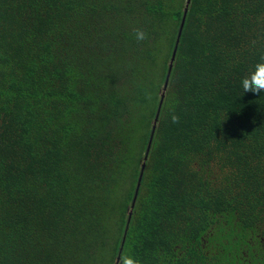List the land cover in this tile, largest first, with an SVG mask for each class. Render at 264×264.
Masks as SVG:
<instances>
[{"label":"trees","instance_id":"obj_1","mask_svg":"<svg viewBox=\"0 0 264 264\" xmlns=\"http://www.w3.org/2000/svg\"><path fill=\"white\" fill-rule=\"evenodd\" d=\"M187 2L0 0V264H264V0Z\"/></svg>","mask_w":264,"mask_h":264},{"label":"clouds","instance_id":"obj_2","mask_svg":"<svg viewBox=\"0 0 264 264\" xmlns=\"http://www.w3.org/2000/svg\"><path fill=\"white\" fill-rule=\"evenodd\" d=\"M135 39L137 41H144L147 39V33L140 28H137L134 32ZM255 42H253L254 44ZM240 87L243 95L245 93H252L254 95H260L264 93V57L257 61L240 80ZM179 116L176 114L171 115V121L173 123L179 122ZM117 264H140V261L134 256L124 253L118 260Z\"/></svg>","mask_w":264,"mask_h":264},{"label":"water","instance_id":"obj_3","mask_svg":"<svg viewBox=\"0 0 264 264\" xmlns=\"http://www.w3.org/2000/svg\"><path fill=\"white\" fill-rule=\"evenodd\" d=\"M190 2H191V0H188L187 6H189ZM187 11H188V9L185 10V13H184V16H183V19H182V22H181V26H180V29H179V32H178L176 46L174 48V52H173L171 64L168 66V70L169 71H168L167 79H166V82H165V85H164V89H163V93H162V98H161V103H160V106H159V110H158V114H157L155 126H154V129H153V132H152V136H151V139H150L148 148H147V155H148V153H149V151L151 149V145H152V141H153V135H154V131L156 129V123L158 122V117H159V113H160V110H161V107H162V104H163V101H164L165 92H166V90L168 88V85H169V81H170V77H171V73H172V70L171 69H172V65L174 64V61L176 59L177 52H178V46H179L180 39H181V36H182V32H183V29H184V25H185V22H186ZM144 167H145V165H143V170H144ZM142 175L143 174H141L140 179H139V183H138V186H137L136 195H135V199H134V202H133V207L135 206V202H136V199H137V196H138V192H139V187H140Z\"/></svg>","mask_w":264,"mask_h":264}]
</instances>
